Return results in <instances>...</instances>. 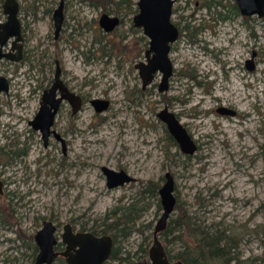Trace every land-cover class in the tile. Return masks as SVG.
I'll use <instances>...</instances> for the list:
<instances>
[{
  "label": "rangeland",
  "instance_id": "obj_1",
  "mask_svg": "<svg viewBox=\"0 0 264 264\" xmlns=\"http://www.w3.org/2000/svg\"><path fill=\"white\" fill-rule=\"evenodd\" d=\"M18 1L28 58L0 60V73L10 78L9 92L0 93V166L10 176L0 187V264H34V235L44 220L57 225L59 238L66 223L111 234L106 264L148 259L168 172L175 202L158 237L171 261L264 264V16L242 15L235 0H175L180 35L169 53L173 73L160 91V71L143 88L135 67L149 45L132 24L136 0H64L58 37L52 10L60 0ZM103 12L122 22L106 32L98 21ZM56 60L62 78L83 96L74 113L64 101L55 116L64 147L54 137L45 145L27 121ZM20 96L23 135L10 136L4 121ZM94 98L109 103L97 110ZM165 106L191 135L192 152L157 115ZM19 146L16 160L9 152ZM102 166L133 179L108 187Z\"/></svg>",
  "mask_w": 264,
  "mask_h": 264
},
{
  "label": "water",
  "instance_id": "obj_2",
  "mask_svg": "<svg viewBox=\"0 0 264 264\" xmlns=\"http://www.w3.org/2000/svg\"><path fill=\"white\" fill-rule=\"evenodd\" d=\"M241 14L264 16V0H236ZM173 0H137L138 11L133 16L135 25L142 26L144 33L149 36V46L145 51V60L136 63L139 75L142 79V87L149 84L155 77L157 71L161 72L158 89L160 91L168 87V80L173 73V64L169 56L170 43L173 42L178 35V28L170 19L171 6ZM3 9L7 13V19L0 22V56L6 55L10 58H19L20 54V29L19 21L16 15L17 0H5ZM62 4L54 10V19L56 30H58L62 21ZM99 25L105 29H112L118 22L116 15H110L103 12L99 17ZM15 35L11 49L15 51L2 52L1 47L7 38ZM252 58L247 60V67L253 68ZM60 68L57 66L55 78L51 86L46 89L42 95L39 109L34 117L29 121L34 128H40L44 139L49 132V126L52 124L53 117L59 101L62 97L67 98L72 106L73 111L79 108L80 96L70 91L59 77ZM8 82L4 75L0 74V91L7 90ZM57 89L60 90V96L56 97ZM92 104L97 110L106 108L108 99L94 98L91 99ZM220 112L234 113V110L225 106L217 108ZM157 115L165 121L167 127L174 138L179 143L181 149L186 152H192L196 148L191 135L186 127L181 123L175 114L166 106L157 112ZM59 136V135H58ZM102 171L106 175V185L114 187L123 184L125 181L133 178L123 169H113L111 167L102 166ZM167 180L159 188L161 196L162 212L155 224L153 230V243L149 248V262L145 261L139 264H181L171 262L165 252L164 246L158 237L167 222V217L173 209L175 197L172 194L173 178L171 174L166 173ZM56 225L51 220H44L42 226L36 231L34 240L37 244L38 251L34 264H51L56 255L62 254L67 264H102L108 259L113 240L109 234L96 235L91 231L78 230L74 231L70 223H66L61 233V240L65 243L62 250H55L54 246L57 242L55 235Z\"/></svg>",
  "mask_w": 264,
  "mask_h": 264
},
{
  "label": "flooded vegetation",
  "instance_id": "obj_3",
  "mask_svg": "<svg viewBox=\"0 0 264 264\" xmlns=\"http://www.w3.org/2000/svg\"><path fill=\"white\" fill-rule=\"evenodd\" d=\"M174 1L175 0H173V3H172V6H171V14H170V19H171V21L173 22V24L178 28V35H177V38L179 37V35H180V27H179V25L177 24V23H175L173 20H172V14H173V4H174ZM5 2V0H3V3ZM3 3H2V7H3ZM62 4V14H63V17H62V21H61V24H60V26H59V28H58V30H56L57 28H56V25H55V19H54V10H55V8L56 7H58L59 6V4ZM136 3V4H135ZM135 3H134V10H135V13L133 14V16L137 13V11H138V7H137V0L135 1ZM198 3V2H197ZM64 5H65V1L64 0H60L59 1V3H58V6H56V7H54V9L52 10V18H53V24H54V35H55V37H58V35H59V33L61 32V30H62V28H63V22H64V17H65V15H64ZM131 9L133 8V7H131V5L129 6ZM235 7L237 8V10H239V7H238V5H237V2H236V0H235ZM19 10H20V4H19V1L17 0V12H16V15H17V17H18V21H19V29H20V38H19V41H17V42H20V54H19V58H17V59H15V58H10V57H7L6 55H1L0 56V60H3V61H5V62H8L9 61V63L11 64L12 62H18L19 64L21 63V62H25L26 61V59L28 58V55H27V49H26V38H25V33H24V31H25V22H24V19L22 18L21 19V17H19ZM3 12H4V20L3 21H5L6 19H7V13L4 11V9H3ZM239 12H240V10H239ZM241 13V12H240ZM117 17H118V22L116 23V25L112 28V29H110V30H105L106 32H110V31H112V30H114L115 29V27H117L121 22H122V17L121 16H119L118 14H115ZM225 15H227V14H224L223 16H225ZM242 15H244V14H242ZM252 15H257V14H252ZM222 16V17H223ZM244 16H246V15H244ZM247 16H249V15H247ZM258 16V15H257ZM258 17H263V16H258ZM0 22H2V21H0ZM132 24L134 25V26H138V25H135L134 24V22H133V17H132ZM142 27V26H141ZM142 30H143V27H142ZM144 32V31H143ZM146 34V33H145ZM147 35V34H146ZM148 36V35H147ZM14 38H15V35H11V36H9L8 38H7V40L4 42V44L2 45V47H1V51L4 53V52H7V51H12V53L15 51V48H13V49H11V47H12V42H13V40H14ZM148 38H149V36H148ZM177 38L173 41V42H175L176 40H177ZM173 42H171L170 43V51H171V44L173 43ZM149 46V45H148ZM146 51V50H145ZM170 51H169V53H170ZM253 56L255 55V51L253 50ZM144 57H145V55H144ZM248 60V59H247ZM247 60H246V66H247ZM172 61V60H171ZM252 61V63H253V60H251ZM173 64V63H172ZM57 66H59V68H60V72H59V77L61 78V80H62V82L64 83V85L70 90V91H73V89L68 85V83L67 82H65V80L62 78V67H61V65H60V63H59V61L58 60H56L55 61V70H54V75H53V78H52V81H51V83H50V85H48L46 88H44L43 90H42V93L40 94V97H39V105H38V109H39V106H40V103H41V99H42V95H43V93H44V91L46 90V89H48L50 86H51V84L53 83V81H54V78H55V73H56V69H57ZM135 67L136 68H138L137 66H136V63H135ZM253 67H254V63H253ZM138 72H139V70H138ZM1 74V73H0ZM5 76V75H4ZM6 77V79H7V82H8V88H7V90H1L0 91V93H3V92H5V93H7V92H9V88H10V78H8L7 76H5ZM31 78H32V74H31V71L29 70V72L27 73V75H26V80H27V83L29 82V83H31ZM147 86V85H146ZM145 86V87H146ZM144 88V87H143ZM78 94V93H77ZM56 97H58V96H60V90L59 89H57V91H56ZM79 96H80V98H81V101H80V105H79V107L81 106V104H82V102H83V96L79 93L78 94ZM21 99H22V97L20 96L19 97V99H18V102H15V112L13 113V114H10L9 115V117H8V119H10V120H6V121H4L5 122V132H6V134L8 133V135H10V136H13V134H14V132L16 131V132H18L19 134H21V135H23V127H22V124H21V122H20V116L22 115V114H20L19 113V111L18 110H20V108H21V105H20V103H21ZM68 102L70 105H71V111H72V113H74L75 111H73V106H72V104H71V102L67 99V98H64V97H62L61 98V100L59 101V105H58V107H57V110L55 111V114H54V117H53V121H52V124L49 126V132H48V134H47V137L44 139V137H43V134H42V131H41V129L40 128H34L33 127V125L29 122L33 117H34V115H35V113L37 112V110H36V112L34 113V115H33V117L32 118H29L27 121H28V123L31 125V127L33 128V129H35V130H38L40 133H41V135H42V138H43V141H44V144L45 145H47L49 142H50V139L51 138H57V139H60L61 141H62V145H63V147H64V143H65V139L63 140V138H65L64 137V135L61 133V135H59V132L57 131V129H56V127H55V116L57 115V113H58V111H59V108H60V106L62 105V103L63 102ZM109 103V102H108ZM94 105V104H93ZM11 112V111H10ZM14 115V116H13ZM11 117H14V119L15 120H13V119H11ZM59 135V136H58ZM18 149L17 150H15V149H11L10 150V152L9 153H11V154H13L14 155V159H18V156H19V154L22 152V149L23 148H21L20 146L19 147H17ZM5 168L4 167H2V166H0V187H3V188H5L6 189V187H7V184H8V179L10 178V176L9 175H6L5 174ZM56 225V224H55ZM42 226V225H41ZM40 226V227H41ZM72 226V225H71ZM39 227V228H40ZM38 228V229H39ZM37 229V230H38ZM36 230V231H37ZM57 225H56V230H55V235L57 236V242L55 243V246H54V249L55 250H62L64 247H65V243L61 240V234H60V238L58 237V235H57ZM36 233V232H35ZM62 233V232H61ZM93 233L94 234H96V235H100V234H105V233H99V232H94L93 231ZM106 234H109V233H106ZM109 235H111V234H109ZM111 237H112V235H111ZM112 240H113V237H112ZM60 241V242H59ZM114 242V241H113ZM59 243H62V244H64V246H63V248H61V249H59L58 247V245H59ZM35 244H36V242H35ZM36 248H37V251H38V247H37V244H36ZM112 251H113V244H112V249H111V252H110V255H111V253H112ZM37 254V253H36ZM149 254V253H148ZM167 254V253H166ZM110 255H109V257H110ZM57 256H59V257H63L64 258V264H67V262H66V260H65V257L62 255V254H58V255H56L55 256V258L57 257ZM168 256V255H167ZM36 257V256H35ZM108 257V258H109ZM54 258V259H55ZM54 259L52 260V262L54 261ZM168 259L170 260V257L168 256ZM106 261H107V259L102 263V264H106ZM145 261H147V262H149V258L148 259H145V260H140V261H137L136 263H134V264H139V263H142V262H145ZM171 261V260H170ZM34 262H35V260H34ZM51 262V263H52ZM171 262H173V261H171ZM178 263V262H177Z\"/></svg>",
  "mask_w": 264,
  "mask_h": 264
},
{
  "label": "bare ground",
  "instance_id": "obj_4",
  "mask_svg": "<svg viewBox=\"0 0 264 264\" xmlns=\"http://www.w3.org/2000/svg\"><path fill=\"white\" fill-rule=\"evenodd\" d=\"M167 224L165 225V228H166Z\"/></svg>",
  "mask_w": 264,
  "mask_h": 264
},
{
  "label": "trees",
  "instance_id": "obj_5",
  "mask_svg": "<svg viewBox=\"0 0 264 264\" xmlns=\"http://www.w3.org/2000/svg\"><path fill=\"white\" fill-rule=\"evenodd\" d=\"M164 231H166V228H165V230Z\"/></svg>",
  "mask_w": 264,
  "mask_h": 264
}]
</instances>
